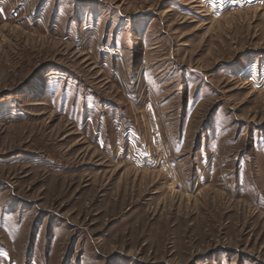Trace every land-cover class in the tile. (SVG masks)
I'll return each mask as SVG.
<instances>
[{
	"label": "rangeland",
	"instance_id": "374dc122",
	"mask_svg": "<svg viewBox=\"0 0 264 264\" xmlns=\"http://www.w3.org/2000/svg\"><path fill=\"white\" fill-rule=\"evenodd\" d=\"M0 10V264H264V0Z\"/></svg>",
	"mask_w": 264,
	"mask_h": 264
},
{
	"label": "snow or ice",
	"instance_id": "6c2138e0",
	"mask_svg": "<svg viewBox=\"0 0 264 264\" xmlns=\"http://www.w3.org/2000/svg\"><path fill=\"white\" fill-rule=\"evenodd\" d=\"M232 2L235 3L236 0H232ZM246 2H251V0H246ZM222 3H223V0H222ZM0 11H2V10H0Z\"/></svg>",
	"mask_w": 264,
	"mask_h": 264
}]
</instances>
